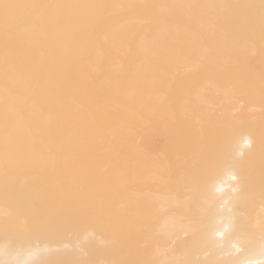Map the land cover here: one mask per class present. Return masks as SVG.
<instances>
[{
	"label": "bare ground",
	"instance_id": "6f19581e",
	"mask_svg": "<svg viewBox=\"0 0 264 264\" xmlns=\"http://www.w3.org/2000/svg\"><path fill=\"white\" fill-rule=\"evenodd\" d=\"M0 264H264V0H0Z\"/></svg>",
	"mask_w": 264,
	"mask_h": 264
}]
</instances>
